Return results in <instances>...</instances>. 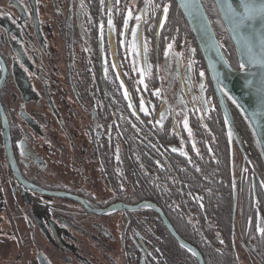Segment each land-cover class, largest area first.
Instances as JSON below:
<instances>
[{"label":"flooded vegetation","instance_id":"flooded-vegetation-1","mask_svg":"<svg viewBox=\"0 0 264 264\" xmlns=\"http://www.w3.org/2000/svg\"><path fill=\"white\" fill-rule=\"evenodd\" d=\"M0 103L38 190L0 125V264H200L150 203L204 264H264V193L174 0H0Z\"/></svg>","mask_w":264,"mask_h":264},{"label":"water","instance_id":"water-1","mask_svg":"<svg viewBox=\"0 0 264 264\" xmlns=\"http://www.w3.org/2000/svg\"><path fill=\"white\" fill-rule=\"evenodd\" d=\"M174 1L187 22L205 62L220 104L230 147L237 150L243 160L250 164L264 193V103H262V99H264V65L248 62V57L243 48L242 34L234 30L232 25L224 18L217 0H213V2L233 45L236 66L227 57L222 38L218 36L203 0ZM255 51L257 53L261 51L259 44H257ZM241 64L245 65L243 69H241ZM229 104L233 109V113L229 108ZM235 117L240 121L239 124L244 125L247 129V137L243 136L238 130L239 125ZM0 125L4 158L7 160L6 165L9 173L15 178L18 187L21 189L38 192L21 175L12 147L9 124L1 103ZM17 194L16 189H13V200H7L0 192V224L1 222L11 223L13 205L14 203L18 204ZM236 197L235 193L234 210L237 202ZM148 205L158 211L163 222L177 241L192 252L198 258L200 264H204L201 254L178 236L160 209L155 204L150 203ZM87 207L91 209L90 206ZM100 212H106V210Z\"/></svg>","mask_w":264,"mask_h":264},{"label":"snow or ice","instance_id":"snow-or-ice-1","mask_svg":"<svg viewBox=\"0 0 264 264\" xmlns=\"http://www.w3.org/2000/svg\"><path fill=\"white\" fill-rule=\"evenodd\" d=\"M116 3L118 4L119 0H116ZM217 4L228 23L232 25L234 30L242 34L243 48L248 57V62L264 65V0H217ZM109 11H111V9H109ZM163 12L166 16L168 13L167 5L163 7ZM131 15L129 11L124 19L125 26H127ZM140 19V16L136 17L137 21ZM161 24H163V21H161ZM257 25H259V27H257ZM108 26L109 28L112 27L111 18L108 20ZM132 32L135 36L136 29L133 28ZM257 44H259L261 49L259 53L255 51ZM244 66V64H241V69H243ZM200 75L203 76L204 73L201 72ZM262 103H264V99H262ZM140 110L145 111V114H147L146 109L143 107V103L141 104ZM184 123L187 129V120H185ZM189 134L191 135L190 132ZM257 231L264 232V227L260 226L259 220L257 221Z\"/></svg>","mask_w":264,"mask_h":264},{"label":"trees","instance_id":"trees-1","mask_svg":"<svg viewBox=\"0 0 264 264\" xmlns=\"http://www.w3.org/2000/svg\"><path fill=\"white\" fill-rule=\"evenodd\" d=\"M203 3L206 7V10L211 18V21L213 23V26L218 34L219 37L222 38V41L224 43V46H225V51H231L233 52V55L232 57L229 56L228 58L230 59V61L232 62V64L234 66H236V57H235V54H234V50H233V45L229 39V36L220 20V17L217 13V10H216V7H215V4L213 2V0H203Z\"/></svg>","mask_w":264,"mask_h":264},{"label":"bare ground","instance_id":"bare-ground-1","mask_svg":"<svg viewBox=\"0 0 264 264\" xmlns=\"http://www.w3.org/2000/svg\"><path fill=\"white\" fill-rule=\"evenodd\" d=\"M229 108H230V110L232 111V113H233V109H232V107H231V105L229 104ZM235 119L237 120L238 118H236L235 117ZM238 121V120H237ZM240 123V121H238V130L240 131V133L243 135V136H245V137H247L248 136V132H247V129L244 127V125H242V124H239Z\"/></svg>","mask_w":264,"mask_h":264},{"label":"rangeland","instance_id":"rangeland-1","mask_svg":"<svg viewBox=\"0 0 264 264\" xmlns=\"http://www.w3.org/2000/svg\"><path fill=\"white\" fill-rule=\"evenodd\" d=\"M0 158L2 160L3 159V156L1 155ZM26 254H27L26 256L29 257V251H27Z\"/></svg>","mask_w":264,"mask_h":264},{"label":"built area","instance_id":"built-area-1","mask_svg":"<svg viewBox=\"0 0 264 264\" xmlns=\"http://www.w3.org/2000/svg\"><path fill=\"white\" fill-rule=\"evenodd\" d=\"M0 150H2V145H1V143H0Z\"/></svg>","mask_w":264,"mask_h":264}]
</instances>
